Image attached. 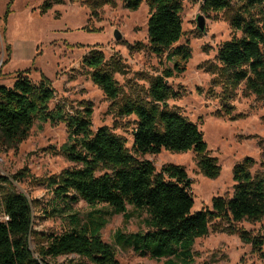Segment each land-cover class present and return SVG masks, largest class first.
<instances>
[{
    "label": "trees",
    "instance_id": "16d2710c",
    "mask_svg": "<svg viewBox=\"0 0 264 264\" xmlns=\"http://www.w3.org/2000/svg\"><path fill=\"white\" fill-rule=\"evenodd\" d=\"M123 1L130 10L148 3L150 48L158 56L168 51L167 60H174L173 67L152 78L149 101L128 99L118 109L120 115L136 117L131 150L109 127L92 129L91 106L70 116L60 109L51 111L55 90L47 79L36 83L20 71L13 85H0L1 143L17 146L37 120H62L69 137L61 150L76 163L47 179L53 197L42 208L43 213L65 219L68 225L61 233L34 229V206L40 205L39 200L13 190L4 193L0 212L7 219H0V264H57L55 260L64 256L63 264H119L116 246L164 259L165 264H193L194 244L208 234L211 221L232 224L264 217V173L252 172V157L234 167L231 197H215L212 208L197 211L192 181L182 166L169 163L157 171L153 161L139 157L158 154L164 148L177 152L193 149L200 155L199 166L205 176L216 178L220 174L217 159L207 155L208 145L198 125L168 104L177 94L167 79L185 69L174 58L184 62L191 58L189 47L176 46L184 33L183 0ZM235 4L231 24L241 34L220 47L217 72L227 85L236 87L244 82L246 90L264 98V0H204L202 8L222 11ZM82 61L92 69L93 81L115 101L120 89L105 68L104 53L92 50ZM0 181L12 184L6 176H0ZM81 200L89 206L84 215L74 208ZM115 214H123L125 222L137 214L144 229L127 232L118 228L113 243L104 241L102 229ZM240 236L256 249L264 246L263 237L251 236L245 230Z\"/></svg>",
    "mask_w": 264,
    "mask_h": 264
},
{
    "label": "rangeland",
    "instance_id": "374dc122",
    "mask_svg": "<svg viewBox=\"0 0 264 264\" xmlns=\"http://www.w3.org/2000/svg\"><path fill=\"white\" fill-rule=\"evenodd\" d=\"M203 1L183 0L184 33L176 46L189 47L191 58L186 62L174 58L185 69L167 79L177 94L168 104L198 125L208 145L207 155L217 159L220 174L216 178L205 176L199 166L200 155L193 149L177 152L164 148L158 154L139 156L153 161L157 171L169 163L182 166L192 181L194 211L212 208L215 197L232 196L234 167L246 157L255 160L253 173H264V98L246 90L244 82L236 87L227 85L217 72L220 47L241 34L231 24L237 5L230 10H204ZM200 15L203 29L198 26ZM149 16L146 1L137 10H130L123 0H0V85H13L20 71L36 83L47 79L55 90L51 111L60 109L70 116L91 106L92 129L109 127L131 150L136 117L120 115L118 109L128 99L149 101L152 78L174 64L166 58L168 51L158 56L151 50ZM92 50L105 55V68L120 89L115 101L93 81L92 69L83 64L84 56ZM68 137L64 121L37 120L17 146L0 140V176L12 181L10 185L0 181V206L7 190L39 200L40 205L34 206V229L38 231L61 233L68 225L65 219L49 216L42 209L53 197L47 179L76 166L61 150ZM74 208L81 215L89 210L83 200ZM128 209L133 211L130 205ZM0 219H7L3 212ZM118 228L136 232L144 226L137 214L128 222L123 214H115L102 229L103 240L113 243ZM243 230L264 238V217L232 224L211 221L208 234L194 244L193 264H264V246L256 249L244 242L240 236ZM116 249L119 264H165L164 259ZM65 260V256L59 257L55 263Z\"/></svg>",
    "mask_w": 264,
    "mask_h": 264
},
{
    "label": "water",
    "instance_id": "95a60500",
    "mask_svg": "<svg viewBox=\"0 0 264 264\" xmlns=\"http://www.w3.org/2000/svg\"><path fill=\"white\" fill-rule=\"evenodd\" d=\"M198 26L200 27V29L204 28V19L202 15L198 17ZM116 37H119L118 33H116ZM189 180L191 179L189 178Z\"/></svg>",
    "mask_w": 264,
    "mask_h": 264
}]
</instances>
